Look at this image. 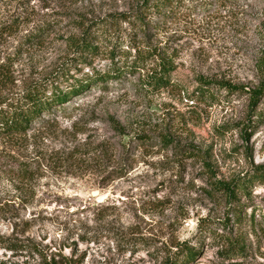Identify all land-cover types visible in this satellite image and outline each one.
<instances>
[{"label": "rangeland", "instance_id": "1", "mask_svg": "<svg viewBox=\"0 0 264 264\" xmlns=\"http://www.w3.org/2000/svg\"><path fill=\"white\" fill-rule=\"evenodd\" d=\"M188 1L162 24L146 13L139 36L173 58L167 90L127 73L0 139V264H163L182 241L198 247L192 264H264V92L256 105L249 93L264 86V0ZM137 4L0 0V102L71 66L78 22L134 16ZM45 20L53 29L26 44ZM203 79L235 90L199 96ZM213 178L243 182L240 211L208 192Z\"/></svg>", "mask_w": 264, "mask_h": 264}, {"label": "trees", "instance_id": "2", "mask_svg": "<svg viewBox=\"0 0 264 264\" xmlns=\"http://www.w3.org/2000/svg\"><path fill=\"white\" fill-rule=\"evenodd\" d=\"M137 10L133 15L128 12L108 14L104 18H97L77 23L80 28L78 37L70 40L73 58L71 66L59 69L45 79L27 84L24 89L13 97H6L0 102V139L26 134L35 127H42L59 112L66 114L73 105V101L83 98L90 88L107 89L110 82L121 81L124 74L145 70L143 89L151 92L167 90L171 85L170 73L174 69L173 58L161 48L144 47L139 36H149L146 13L153 15L162 24L171 17L190 9L188 0H139ZM125 24L127 29L124 39L112 42V34ZM54 22L43 21L33 32L26 34V44L42 39L44 33L52 30ZM160 26L156 25V31ZM122 29V28H121ZM146 44V43H145ZM104 54L107 64L103 69L95 68L89 60L92 57ZM85 69V71H83ZM2 78V77H1ZM4 79V78H3ZM211 87L234 91L235 87L227 84L201 80L197 88L198 95L202 97L213 96ZM264 92L261 84L252 89L251 104L256 105ZM141 141H149L140 136ZM160 145L167 148L172 139L167 136H157ZM261 173L264 171L261 170ZM243 188L239 179L223 181L213 178L211 189L220 193L228 203L233 204L234 211L239 209L237 201L238 192ZM2 214V213H0ZM198 247L190 245L187 241L178 244L175 251L164 260L163 264H192Z\"/></svg>", "mask_w": 264, "mask_h": 264}]
</instances>
